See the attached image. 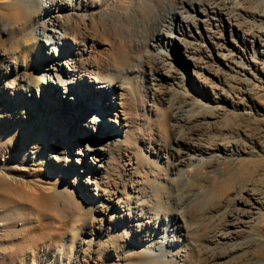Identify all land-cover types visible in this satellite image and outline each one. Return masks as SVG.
I'll list each match as a JSON object with an SVG mask.
<instances>
[{
    "label": "rangeland",
    "instance_id": "374dc122",
    "mask_svg": "<svg viewBox=\"0 0 264 264\" xmlns=\"http://www.w3.org/2000/svg\"><path fill=\"white\" fill-rule=\"evenodd\" d=\"M159 1L155 0L160 4ZM243 6L248 11H264V0H245ZM262 23L264 26V16ZM15 28L10 27L9 31ZM121 34L123 50L126 48V52H134L135 38L126 36L128 32L124 29H121ZM217 35L225 48L222 46L221 50L209 53V57L203 55L201 60L206 63L201 64V67L205 68L194 67L192 60L183 55L181 42L173 46L161 45V50H166L164 47L171 48L169 62L174 69L185 72L187 83L183 84V89H187L189 94L195 91L198 98L209 107L225 109V118L213 125L211 131L227 134L233 137L234 141L237 140L240 147L249 146L248 149L253 151L255 160L248 165L251 174L246 178V182H242L241 176L238 177L239 166L232 167L221 162L215 169L200 170L198 180L192 182L188 189L190 192H183L173 185L174 183L170 182V171L164 163V154L166 152L169 157V152L162 151L159 160V157L155 156L156 151L152 152L156 147H165L171 142L173 133L170 131V111L165 103L152 101L149 95L151 92L142 86V81H129L134 90L129 97L110 95L107 101H101L103 97L99 92L95 93L91 100L81 97L76 102L101 119L97 127L87 120L84 121L79 111L71 112V118L66 119V112L70 111L73 103L68 105L67 111L60 107L59 100L66 94L59 88L54 94V106L41 105L48 110V120L45 125L37 126L40 130L38 138L22 133L23 120L20 121L18 117L13 119L11 128H5L4 125H7L11 115L5 109V114L0 115V134L4 131L7 133L3 139L0 136V264H126V259L115 258L118 257L120 242L116 243L108 238L111 235L110 228L114 226V219H110L112 208L107 215H102L91 207V200L86 197L89 187L84 182L85 178L91 182L93 179L81 175V179L77 180L83 187L81 198L74 195L75 189H60L49 185V191L43 192L38 185L39 182L56 183L57 179L64 183L63 179L68 176L79 175L74 171L78 155L71 153L70 149L80 150L83 146L76 139H72L73 132L79 136L96 133L97 137H106L111 130L113 137L121 139V135L117 134L119 127L114 122L115 115L121 116V105L130 124L129 128H123V143H118L112 151L105 153L104 161L100 162V167L97 168L99 175L102 172L96 180L101 193L105 197L113 195L117 197L116 200L123 199L131 214L151 222L156 216H159L158 219L165 217L167 220L169 213L181 210L175 202H183L185 208L182 213L186 224L189 225L187 230L184 229V236H180V242L184 241L181 250L185 251V259L183 262L175 261L174 264H264V206L258 207L261 211L256 219L242 218L243 222L238 224L240 228L234 229L231 234L239 242L249 240L240 255L214 261L210 257V251L217 246V240H221L211 233V227L216 222L221 224L218 220L221 217L219 214L229 209L240 210L247 215L250 209L243 205L242 202H248L244 199L251 201L253 197H260L257 194L264 195V40L253 46L256 50L253 54L251 43H248L249 47L246 48L240 40H236L234 34L231 36L228 29L221 28ZM24 36L22 38L13 33L6 36L0 34V73L9 86L18 84L22 75L37 74L39 78L41 74L46 75L44 65L52 61L48 60L50 49L44 50L40 42L29 39L26 34ZM114 36L105 30L99 32L91 29L85 34L76 35L78 40H67L65 45L74 46L77 43L74 47H77L81 54H84V50L88 51V57L106 60L108 63H103L110 64L112 68V55H119L117 50L112 51L117 46ZM150 48L148 46L146 50L149 51ZM25 51L29 53L26 57ZM140 51L137 56L143 57L144 60L143 52ZM229 53L234 54L232 62L226 56ZM67 58L61 54L56 60L66 64ZM128 65L131 66L130 63L123 65L121 70L128 68ZM139 66L140 70H144L148 64L141 63ZM109 72L111 75L118 74L112 69ZM120 79L113 80L116 87ZM161 80L163 86L168 88L167 79L162 77ZM2 95L0 90V96ZM2 99L5 103V99ZM10 101L12 102V99ZM20 107L17 114L20 113L18 116L23 117L30 107L26 97L21 100ZM107 110L117 114H109ZM77 115L81 118V125L79 120L74 121ZM109 118L113 122L106 121ZM70 127L72 129L69 132ZM80 127L82 131H76ZM35 130L33 127L32 131ZM66 134L60 144L69 158L64 164L61 163L63 165L59 169L50 172L48 163L54 162L55 157L63 158V154L54 149V143ZM199 142L207 145L204 141ZM182 145L185 148L184 144ZM34 147L47 154L42 162H32L29 159L32 154H27L26 161L20 163L24 151L34 150ZM7 152L11 153L10 157ZM92 165L89 163V166ZM47 173L53 176L49 178ZM34 185L37 186L38 201L27 195ZM250 188L256 189L253 191L254 195H246ZM196 193L198 196L192 199ZM262 201L264 202V199ZM251 203L255 206V201ZM217 216L219 218L216 219ZM123 218L126 221V217ZM128 224L127 220L122 227ZM122 227L120 223L117 231L119 234ZM149 230L151 233L159 232L152 224H149ZM229 230L232 229L229 227ZM181 250H177V254L181 255Z\"/></svg>",
    "mask_w": 264,
    "mask_h": 264
},
{
    "label": "bare ground",
    "instance_id": "6f19581e",
    "mask_svg": "<svg viewBox=\"0 0 264 264\" xmlns=\"http://www.w3.org/2000/svg\"><path fill=\"white\" fill-rule=\"evenodd\" d=\"M159 2L160 4L155 0H0V34L6 36L13 33L18 37L26 34L29 39L40 42L41 46L45 48L44 50L50 49L48 60H52L44 65L46 75L41 74L40 78L37 74L22 75L18 80L19 83H13L12 86L6 83L0 73V90L3 92V95L0 96V115L5 114L3 109L11 115L7 125L4 126L5 128L12 127L13 119L18 117L20 121L23 120L22 133L29 134L32 138H38L40 130L37 126L45 125L48 120L46 115L48 110L42 108L41 105L54 106V94L60 88L66 94L59 100L60 107L67 111L68 105L71 106L73 103L72 108H69L70 111L66 112V119L71 118V112L79 111V115L84 121L87 120L88 123L97 127V123L101 119L76 102L81 97L91 100L95 93L99 92L103 97L101 101H107L110 95H121L122 98L129 97L134 93L129 81L135 79L142 81V86L151 92L149 95L152 101L165 103L170 111L172 121L170 131L173 133L171 142L165 147H156L153 149L154 151H151H156L155 156L158 157L164 150L169 152V157H167L166 152L164 154L166 156L164 163L170 171V182H173V185L187 193L192 182L198 178L200 170L215 169L221 162L232 167L239 166L238 177L241 176L242 182H246V178L251 174L248 165L255 160L253 151L248 149V145V147H240L236 142L237 140L234 141L233 137L227 134H216L211 131L213 125L225 118V109L209 107L198 98L195 91H191L192 93L189 94L187 89H183V84L187 83L185 72L181 73L173 68L169 62L171 48L164 47L166 50H161L163 49L161 45L171 44L173 46L177 42H181L182 45H180L184 49L183 55L192 60L194 67L205 68L201 67V64L205 65L206 63L202 62L201 57L205 54L209 57V53H214L224 47L221 44L220 36L217 35L220 29L224 27L228 29L231 36L234 34L236 40H240V43L244 44L246 48L247 44L251 43L253 54H255L256 50L253 46L264 40V26L262 25L264 14H261L264 11L244 9L245 0H160ZM10 27L16 28L12 32L9 31ZM91 29L99 32L105 30L115 35L117 46L112 51L117 50L119 55H112V61H110L113 64L112 68L109 66L110 64L105 65L108 63L106 60L101 59V61L97 57H88V51L85 52L84 50V54H81L79 49L74 47L77 46V43L74 46L65 45L67 40H78L76 35L85 34ZM121 29L128 32L126 36L135 38L136 50H133L134 52H126V48L123 50ZM204 44L207 46L205 47ZM148 46L151 47L149 51L146 50ZM139 50L143 52L144 60L143 57L137 56ZM28 54L25 51L24 57ZM61 54L68 57L65 61L66 64L61 60H56ZM226 56L229 61L234 58L232 53ZM53 57H55L54 60ZM128 63L131 66L128 65V68L121 70V67ZM141 63H147L148 67L140 70L139 64ZM110 69L118 74L111 75ZM129 73L132 75L131 77ZM162 77L167 79L168 88L163 86ZM117 78L121 79L116 87L113 80ZM24 97L28 99L30 107L26 110V114L23 113L25 116L20 117L18 116L20 113L17 114V109L21 108V100ZM2 98L5 99V103ZM75 99L77 100L75 101ZM2 105L4 106L2 107ZM107 112L112 115L117 114L110 110ZM80 116L77 115L74 118V121L76 119L80 121L79 125H81ZM115 119L114 122L119 127L117 134L121 135V139L113 137L111 130L106 137H97L96 133L79 136L73 132V136L71 135L72 139H76L84 147L80 150L70 149L71 153L78 155L74 168V171L79 173L78 176L67 175L68 178L63 179L64 183L56 178V183L39 182L38 185L43 192L49 191V185L60 189H75L74 195L81 198L83 187L79 185L77 180L81 179V175L93 179L94 181L91 182L85 178L84 182L89 187L86 197L91 200V207L102 215H107L112 208L110 219H114L112 221L114 226L110 228L109 233L111 235L108 238L116 243L120 242L118 249L116 248L119 250L118 257L115 258L126 259V264H174L175 261L183 262L185 251L181 248L184 241L180 242V236H184V229L189 228L182 213L185 208L183 202H175V205L181 210L172 211L171 214L168 212L167 217L169 218L167 220L165 217L158 219L159 216H156L153 219L155 221L152 220L151 222L148 221L149 219L142 220L138 215L131 214L123 199L116 200L117 197L113 195L105 197L98 189L96 180L102 175V172L99 175L97 168L104 161L105 153L112 151V148L116 147L118 143H123L122 132H125L123 128H129L130 124L122 105L121 116L115 115ZM107 120L113 122L111 118ZM33 127L36 129L35 132L32 131ZM71 129L72 127H70L69 132ZM79 130L82 131V128L80 127L76 131L79 132ZM6 135L5 131L0 134L2 139ZM66 136L67 134L58 138V142L54 143V149L56 152L62 153L63 158L55 157L54 162L48 163L50 172L53 169H59L69 158L60 144ZM85 139L88 141L86 142ZM199 141H204L207 145H203ZM173 143L175 145H171ZM182 144L185 148L182 147ZM32 149L34 150L26 149L27 151H24L20 157V163L26 161L27 154H32L28 158L37 163L42 162L43 157L47 156L43 150L35 147ZM10 154L7 152L8 157ZM242 154L244 155L242 156ZM51 156L53 157V155ZM89 163L90 165L93 164L92 167L89 166ZM48 175L49 178L53 176V174ZM254 190L256 189H248L246 195H254ZM27 195L32 200L38 201L37 186L34 185L31 191L27 192ZM197 196V193L193 194L192 199ZM257 196L261 198L253 197L252 200L250 199L255 201V206H252L251 201L246 200V198L244 200L249 203L242 202L245 207L250 209L247 215L240 210L239 212L226 209L219 214L220 218L216 217V219L219 218L221 224L213 221L215 224L211 227V233L217 235L218 239L221 240L219 242L217 240V246L210 251L211 260L234 258L246 249L245 245L249 240L239 242L231 234L234 229L240 228L238 224L242 218L253 220L259 216L261 209L258 207L264 206L262 201L264 195L261 193ZM192 199L190 198V200ZM123 217H126V221ZM127 220L129 224L122 227ZM120 223L126 233L124 230V232L122 231V228L121 234L117 232ZM149 224L154 225L159 232L151 233ZM229 227L232 230H229ZM179 249L182 251L181 255L176 252Z\"/></svg>",
    "mask_w": 264,
    "mask_h": 264
}]
</instances>
